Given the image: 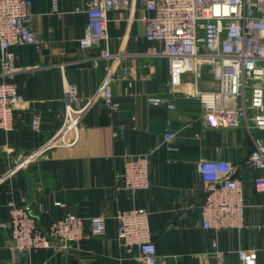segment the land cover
Listing matches in <instances>:
<instances>
[{"label": "crops", "instance_id": "crops-1", "mask_svg": "<svg viewBox=\"0 0 264 264\" xmlns=\"http://www.w3.org/2000/svg\"><path fill=\"white\" fill-rule=\"evenodd\" d=\"M84 3L58 0L55 11L53 0H33L32 26L44 43L10 48L19 68L14 81L27 102L23 122L13 131H0V223L9 217L10 198L20 201L28 196L23 157L32 174L33 210L40 228L46 229L67 211L107 216L103 236L83 239L78 248L36 250L30 256L32 262L142 264L137 248L128 250L119 241L113 216L121 210L146 208L151 212L159 264H215V234L201 225L205 190L197 165L202 159H227L238 166L237 175L245 182L247 226L221 232L220 247L226 252V264H241L236 254L240 248L257 249L256 264H264V194L254 190L256 170L247 163L254 148L251 132L242 124H208L197 91L217 89L209 68L198 80L192 73L184 74L182 84L169 93V60L151 53L155 43L146 39V23L141 19L151 13L142 0H136L134 11L108 13L111 40L107 46L127 53L124 64H116L112 82V99L118 108H109L100 96L108 64L101 56L105 44L82 52L78 45L88 16L75 12V6ZM123 65L128 67L125 73ZM67 93L82 97L81 104L86 106L80 127L69 141L46 147L62 128L66 112L77 107L67 101ZM154 97L173 101L176 107L151 100ZM33 114L41 118L39 130L31 128ZM168 128L177 132L175 151L164 143ZM145 152L151 153L150 188L123 189L118 174L124 169V156ZM8 238L9 232L0 228V264H11L13 259L6 246Z\"/></svg>", "mask_w": 264, "mask_h": 264}, {"label": "built area", "instance_id": "built-area-1", "mask_svg": "<svg viewBox=\"0 0 264 264\" xmlns=\"http://www.w3.org/2000/svg\"><path fill=\"white\" fill-rule=\"evenodd\" d=\"M142 1L151 13L141 17L146 23V39L155 43L151 53L169 60V93L173 94L182 84L184 74L192 73L198 80L204 68H209L217 89L197 91L206 120L211 126L242 124L251 132L254 148L247 163L256 170L252 180L254 190L264 194V0ZM135 4L136 0H85L83 5L75 6V12L88 16L85 33L78 40L80 51L105 44L101 56L108 64L100 96L113 110L118 108V103L112 99L116 64H124L127 53L122 48L113 52L107 46L111 40L108 13L115 9L134 11ZM58 8V0H53V9ZM33 16V0H0V131H13L17 123L24 120L22 110L27 100L14 81L19 68L10 48L19 44L43 45L44 40L32 26ZM121 70L125 73L128 67L123 65ZM66 97L68 102L77 103V107L66 112L62 128L46 147L69 141L80 127L86 109L81 104L83 99L68 93ZM151 100L168 101L159 97ZM167 106L176 107L173 101L167 102ZM30 125L39 130L41 118L33 114ZM176 135L171 128L164 133V143L170 151L178 149L174 144ZM150 156V152L124 156V169L118 174L123 189L136 192L150 188ZM197 170L205 190L201 225L215 234L212 239L215 264H226L219 234L247 226L245 182L237 175L238 166L227 159H202ZM57 205L65 206L62 202ZM7 209L9 217L0 223V228L9 232L6 246L13 254L11 264H49L32 262V252L78 248L83 239L103 236L106 230L107 216L88 217L69 211L42 229L31 215L27 195L20 201L10 198ZM150 214L146 208H131L113 217L118 224L121 244L128 250L137 248L142 264H159ZM236 254L241 264H256L257 249L240 248Z\"/></svg>", "mask_w": 264, "mask_h": 264}, {"label": "water", "instance_id": "water-1", "mask_svg": "<svg viewBox=\"0 0 264 264\" xmlns=\"http://www.w3.org/2000/svg\"><path fill=\"white\" fill-rule=\"evenodd\" d=\"M20 162L23 163L24 172L28 178V192H27V194H28L30 201H31V204H30L31 205V215L34 216L36 219H38V216L36 215V213L33 210L34 209L33 207L36 205V200H35L34 194H33L32 189H31L32 174L29 172V167H27V165L25 163L26 162L25 158H23V157L20 158Z\"/></svg>", "mask_w": 264, "mask_h": 264}]
</instances>
